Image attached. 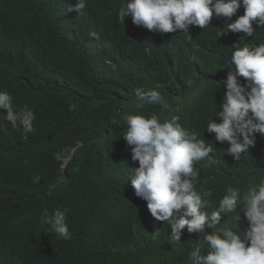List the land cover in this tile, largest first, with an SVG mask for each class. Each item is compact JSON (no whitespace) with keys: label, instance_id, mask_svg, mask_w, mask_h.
I'll return each instance as SVG.
<instances>
[{"label":"trees","instance_id":"1","mask_svg":"<svg viewBox=\"0 0 264 264\" xmlns=\"http://www.w3.org/2000/svg\"><path fill=\"white\" fill-rule=\"evenodd\" d=\"M75 2L0 0V91L36 117L35 131L25 137L0 110V264H191L194 246L207 254L203 237L185 228L180 241L172 240L170 224L151 216L128 181L130 167L139 164L122 135L125 116L156 114L161 122L178 116L204 136L222 110L232 46L264 43V28L254 23L252 37L227 31L244 14L241 7L230 20L214 15L203 29L161 36L133 25L130 16L117 22L126 0H87L80 13L70 11ZM137 89L160 92L169 108H136ZM207 143L213 151L198 179L210 215L227 187L243 197L264 179V135L255 134L239 160L227 154L226 142ZM45 209L68 210L72 239L41 223ZM234 216L205 231L247 229L243 213L242 221Z\"/></svg>","mask_w":264,"mask_h":264},{"label":"clouds","instance_id":"2","mask_svg":"<svg viewBox=\"0 0 264 264\" xmlns=\"http://www.w3.org/2000/svg\"><path fill=\"white\" fill-rule=\"evenodd\" d=\"M86 5L87 0H76L70 11L80 13ZM241 7L244 14L227 23V31L252 37L256 31L254 23L264 28V0H126L119 9L117 22L124 25L125 18L130 16L133 25L163 36L189 32V26L203 29L210 25L214 15L230 20ZM232 48L230 64L234 70L221 81L226 86L222 110L216 111L204 136L180 124L178 116L163 122L156 114L125 116L127 129L122 135L131 148V160L139 164L130 167L133 171L128 181L135 195L147 202L151 216L170 224L172 240L180 241L185 228L189 234L203 237L207 254L201 255L200 247L194 246L189 254L191 264H264V179L249 185L243 197L241 189L227 187L218 208L210 215L204 210L209 201L202 198L199 189V170L213 151V144L207 140L226 142L227 154L239 160L242 153L255 145V134L264 135V43L243 47L236 43ZM133 103L138 109L146 105L169 108L164 96L156 90L137 89ZM75 109V104H69L70 111ZM0 110L12 128L19 127L25 137L35 131L34 111L28 106L17 110L6 91H0ZM73 155L74 150L63 159L62 169ZM39 181V176L33 179L34 183ZM210 195L211 192L203 193ZM67 211L56 209L49 213L45 209L41 215V223L64 240L72 239L66 222ZM230 213H235L236 222L242 221L243 213L247 229L240 233L223 228L205 231L217 228ZM159 230L152 233L154 239L159 236Z\"/></svg>","mask_w":264,"mask_h":264}]
</instances>
